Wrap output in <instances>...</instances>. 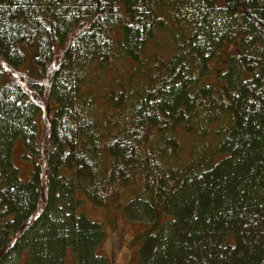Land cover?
I'll use <instances>...</instances> for the list:
<instances>
[{
	"label": "trees",
	"instance_id": "16d2710c",
	"mask_svg": "<svg viewBox=\"0 0 264 264\" xmlns=\"http://www.w3.org/2000/svg\"><path fill=\"white\" fill-rule=\"evenodd\" d=\"M85 204L138 264H264V0H0V264H109Z\"/></svg>",
	"mask_w": 264,
	"mask_h": 264
},
{
	"label": "rangeland",
	"instance_id": "374dc122",
	"mask_svg": "<svg viewBox=\"0 0 264 264\" xmlns=\"http://www.w3.org/2000/svg\"><path fill=\"white\" fill-rule=\"evenodd\" d=\"M23 150L21 141H19L15 145L13 161L16 167L20 169L21 178L26 181L30 177L33 162H26L23 160ZM36 159L39 161V157ZM28 168L29 171L27 173L22 172V170L25 171V169ZM80 213L104 225L107 236L100 250L109 260V264H138L140 237L142 233L146 231L144 224H134L127 221L122 212H107L95 208L90 204H85L81 208ZM27 258L28 255L23 254L17 264H25ZM66 264H74L72 250H69L67 253Z\"/></svg>",
	"mask_w": 264,
	"mask_h": 264
}]
</instances>
